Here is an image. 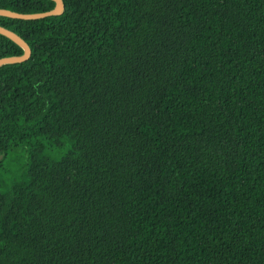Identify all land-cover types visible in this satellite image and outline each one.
Masks as SVG:
<instances>
[{"label":"trees","instance_id":"obj_1","mask_svg":"<svg viewBox=\"0 0 264 264\" xmlns=\"http://www.w3.org/2000/svg\"><path fill=\"white\" fill-rule=\"evenodd\" d=\"M63 1L0 16V264H264V0Z\"/></svg>","mask_w":264,"mask_h":264},{"label":"water","instance_id":"obj_2","mask_svg":"<svg viewBox=\"0 0 264 264\" xmlns=\"http://www.w3.org/2000/svg\"><path fill=\"white\" fill-rule=\"evenodd\" d=\"M52 1L56 3V8L49 12L37 13V14H20L9 11L8 9V10H0V16H4V17L9 16V18L25 20V21H34V20H40L48 17H55L61 15L66 8L64 1L63 0H52ZM0 35L12 40L24 50V54L22 56L6 57L0 59V68H2L5 65L21 64L28 61L31 58L32 50L30 46L19 35L1 26H0ZM2 159L3 157L1 156L0 161Z\"/></svg>","mask_w":264,"mask_h":264},{"label":"rangeland","instance_id":"obj_3","mask_svg":"<svg viewBox=\"0 0 264 264\" xmlns=\"http://www.w3.org/2000/svg\"><path fill=\"white\" fill-rule=\"evenodd\" d=\"M19 156H22V154H19Z\"/></svg>","mask_w":264,"mask_h":264}]
</instances>
